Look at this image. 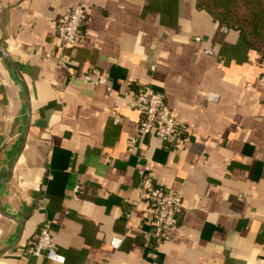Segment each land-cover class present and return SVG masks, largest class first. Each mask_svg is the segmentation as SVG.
Wrapping results in <instances>:
<instances>
[{"label": "crops", "instance_id": "obj_1", "mask_svg": "<svg viewBox=\"0 0 264 264\" xmlns=\"http://www.w3.org/2000/svg\"><path fill=\"white\" fill-rule=\"evenodd\" d=\"M77 3L66 47L56 21ZM0 44V264H264V59L239 30L196 0H0ZM137 83L191 136L138 135ZM142 169L183 199L159 244ZM45 221L62 261L28 252Z\"/></svg>", "mask_w": 264, "mask_h": 264}, {"label": "built area", "instance_id": "obj_2", "mask_svg": "<svg viewBox=\"0 0 264 264\" xmlns=\"http://www.w3.org/2000/svg\"><path fill=\"white\" fill-rule=\"evenodd\" d=\"M87 18L88 13L84 3H77L57 19L56 33L64 46L72 47L81 39ZM208 51L211 50L208 49ZM83 78L103 84L107 89L112 88L110 73L99 67H92L83 75ZM127 94L130 102L140 112L138 135L155 133L167 146H171L182 137L191 136L188 126L175 118L172 108L161 91L149 84L137 83ZM117 114L115 113L114 118L116 122L119 121ZM139 178V201L146 206L154 242L159 244L170 237V230L178 223L179 215L183 210L182 195L157 184L147 169L139 171ZM79 189V185L74 188L76 199L79 198ZM121 241L120 237H114L111 241L112 246L119 247ZM28 252L34 255H45L58 261L64 259L54 245L49 221L40 224L35 240L28 247ZM153 255L156 256L157 251Z\"/></svg>", "mask_w": 264, "mask_h": 264}, {"label": "trees", "instance_id": "obj_3", "mask_svg": "<svg viewBox=\"0 0 264 264\" xmlns=\"http://www.w3.org/2000/svg\"><path fill=\"white\" fill-rule=\"evenodd\" d=\"M196 5L239 30L264 59V0H196Z\"/></svg>", "mask_w": 264, "mask_h": 264}, {"label": "water", "instance_id": "obj_4", "mask_svg": "<svg viewBox=\"0 0 264 264\" xmlns=\"http://www.w3.org/2000/svg\"><path fill=\"white\" fill-rule=\"evenodd\" d=\"M0 50L5 54V55H9L8 54V52H7V50L5 49V47L4 46H2L1 44H0Z\"/></svg>", "mask_w": 264, "mask_h": 264}]
</instances>
